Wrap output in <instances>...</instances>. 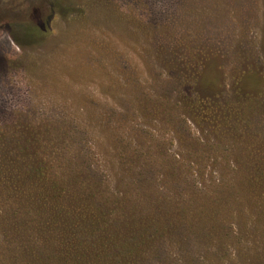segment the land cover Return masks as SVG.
I'll list each match as a JSON object with an SVG mask.
<instances>
[{
  "label": "rangeland",
  "instance_id": "rangeland-1",
  "mask_svg": "<svg viewBox=\"0 0 264 264\" xmlns=\"http://www.w3.org/2000/svg\"><path fill=\"white\" fill-rule=\"evenodd\" d=\"M32 6L41 1L0 0V254L15 195L38 191L22 182L12 144L33 146L46 173L86 160L80 174L116 196L125 178L89 134L111 118L131 154L150 155L128 176L149 172L152 197L169 199L166 181L182 172L215 212L213 226L195 217L185 247L174 231L160 239L150 264H264V197L248 203L232 187L237 166L264 162V0H57L48 30L29 36L12 10ZM138 87L146 108L128 103Z\"/></svg>",
  "mask_w": 264,
  "mask_h": 264
},
{
  "label": "trees",
  "instance_id": "trees-1",
  "mask_svg": "<svg viewBox=\"0 0 264 264\" xmlns=\"http://www.w3.org/2000/svg\"><path fill=\"white\" fill-rule=\"evenodd\" d=\"M39 1L41 6L33 5L25 15L12 10V24L29 36H36L45 28L48 30L44 10L50 13L57 5V0ZM138 89L140 93L136 92L128 103L135 102L146 108L144 93ZM91 122L99 121L91 119ZM102 126L104 129L95 128L89 134L105 147L111 168L119 170L125 178L115 187L116 196L110 194L111 182L106 184L95 176L80 174L86 160L50 166L46 173L33 146L22 148L12 144V160L18 165L22 182H31L38 191L14 194L20 201L10 208L12 220L6 230L12 240L0 254L2 261L11 264H150L160 255V239L169 232L180 236V244L185 247L183 240L190 241L193 230L198 227L191 225L196 216L206 214L212 223L215 212L210 211L209 197L194 194L191 185L182 179V172L178 175L175 171L176 178L166 181L172 195L169 199L152 197L155 194L151 193L149 172L144 171V176L138 179L128 176V168L136 160L150 155L136 153L138 151H133L136 155H132L111 118ZM67 136L64 135V146ZM14 137L12 142H18L19 137ZM199 166L202 168L201 164ZM55 174H63L64 178L60 180ZM234 174L232 187L240 191L246 202L264 197V162L260 161L258 166L241 164ZM134 178L137 188H134ZM199 229L203 241L209 242L211 238L221 241L218 230L211 228V233L203 234V229Z\"/></svg>",
  "mask_w": 264,
  "mask_h": 264
}]
</instances>
